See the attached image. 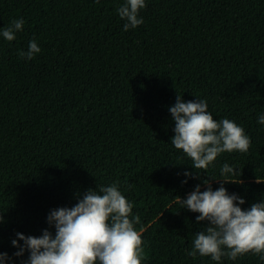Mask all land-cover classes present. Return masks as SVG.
<instances>
[{"label": "trees", "instance_id": "trees-1", "mask_svg": "<svg viewBox=\"0 0 264 264\" xmlns=\"http://www.w3.org/2000/svg\"><path fill=\"white\" fill-rule=\"evenodd\" d=\"M125 0H0V33L23 19L14 41L0 34V252L4 264L29 253L17 233L55 234L47 217L73 207L90 189L118 184L133 205L146 258L142 264H264L248 253L220 262L192 250L207 229L176 203L205 178L222 179L247 210L264 202V0H146L144 23L124 30ZM35 40L31 60L18 53ZM206 100L251 140L247 153L225 152L205 170L171 143L169 108L177 96ZM185 172H192L187 177ZM187 180V183L184 181ZM213 190L220 182L212 181ZM238 203V202H237ZM24 241H20L23 245Z\"/></svg>", "mask_w": 264, "mask_h": 264}, {"label": "clouds", "instance_id": "clouds-1", "mask_svg": "<svg viewBox=\"0 0 264 264\" xmlns=\"http://www.w3.org/2000/svg\"><path fill=\"white\" fill-rule=\"evenodd\" d=\"M145 7L146 0H125L117 9L119 17L126 21L125 31L144 23L139 12ZM23 26V19L13 20L0 34L7 41H14ZM40 52L41 48L32 40L27 51L20 50L18 55L31 60ZM169 111L175 122L171 143L190 158L196 177L201 176L197 170L206 171L220 154L247 153L251 146L249 136L236 122L214 119L206 100L185 102L178 94ZM257 122L264 125V115ZM237 172L238 169L225 163L220 169L222 179L205 178L206 190L201 191L202 185L197 184L186 198L176 197L181 208L199 213L197 223L207 222L206 232L197 233L192 240L188 254L193 258L199 254L220 262L222 257L236 260L252 253L264 260V202H255L244 210L241 205L245 199L229 194L224 185L242 183L241 179L233 178ZM184 175L193 177L192 172ZM213 180L220 182L218 189L213 190ZM256 182L264 183V179L257 177ZM132 209L118 184L99 185L98 191L88 190L73 207L49 213L47 222L54 226L55 234L47 228L39 237L17 233V238L11 241L19 249L14 255L23 256L27 251L29 256L24 264H142L146 258L142 229L137 231L134 226L140 223V217L131 218ZM3 219L0 215V223ZM8 259V253L0 252V264Z\"/></svg>", "mask_w": 264, "mask_h": 264}]
</instances>
